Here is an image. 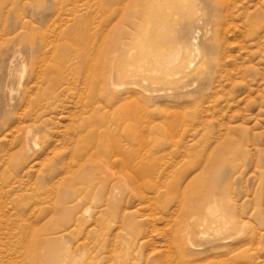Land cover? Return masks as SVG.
Segmentation results:
<instances>
[{
	"label": "rangeland",
	"instance_id": "1",
	"mask_svg": "<svg viewBox=\"0 0 264 264\" xmlns=\"http://www.w3.org/2000/svg\"><path fill=\"white\" fill-rule=\"evenodd\" d=\"M0 264H264V0H0Z\"/></svg>",
	"mask_w": 264,
	"mask_h": 264
},
{
	"label": "bare ground",
	"instance_id": "2",
	"mask_svg": "<svg viewBox=\"0 0 264 264\" xmlns=\"http://www.w3.org/2000/svg\"><path fill=\"white\" fill-rule=\"evenodd\" d=\"M177 1H184V0H177ZM185 3H188V2L185 1ZM224 4H225V3H224ZM185 5H186V4H185ZM194 34H195V33H194ZM193 39H194V38H193ZM195 46H196V45H195ZM191 47H192V46H191ZM195 48H196V47H195ZM191 49H192V48H191ZM196 52H198V51L196 50ZM129 53H131V52H129ZM193 53H194V52H193ZM114 54H115V53H114ZM116 54H117V53H116ZM122 56H123V55H122ZM122 56H121V57H122ZM125 57H126V56H125ZM129 58H130V57H129ZM153 59H154V58H153ZM157 59H158V58H157ZM114 60H115L116 62H117V61H120L117 55L114 56ZM147 60H148V59H147ZM148 61H149V60H148ZM154 61H155V60H154ZM176 61H177V60H176ZM116 62H115V63H116ZM140 62H141V61H140ZM140 62H139V63H140ZM120 63H121V62H120ZM122 63H123V62H122ZM145 63H146V62H145ZM190 63H191V65H193L192 62H190ZM154 64H155V63H154ZM156 64H157V63H156ZM112 65H113V64H112ZM144 65H145V64H144ZM150 65H151V64H150ZM157 65H158V64H157ZM191 65H190V66H191ZM134 66H135V65H134ZM134 66H133V67H134ZM145 66H146V65H145ZM127 67H128V66H127ZM130 67H132V66H130ZM149 68H151V66H150ZM138 69H140V68H138ZM123 71H124V69H123ZM141 71H142V70H140V72H141ZM155 71H156V70H155ZM165 71H166V70H165ZM167 71H168V69H167ZM132 72H133V71H132ZM142 72H143V71H142ZM117 73H118V72H117ZM145 73H146V72H145ZM127 74H128V73H127ZM111 75H112V74H111ZM113 77H114V76H113ZM136 79H137V78H136ZM138 79H139V81H140L141 83H143V82L145 81V80L143 79V77H140V78L138 77ZM110 80H111V79H110ZM140 87H141V86H140ZM138 92H139V91H138ZM139 93H140V92H139ZM28 149H29V148H28ZM180 199H181V198H180ZM179 202H180V201H179ZM178 206H179V205H178ZM205 206H207V205H205ZM207 207H208V206H207ZM212 207H213V206H212ZM214 207H215V206H214ZM176 210H177V209H176ZM214 210H215V209H214ZM212 212H213V211H212ZM188 214H189V211H187V212L184 214V216H185V215H188ZM210 215H211V214H210ZM212 215H215V214L212 213ZM212 215H211V216H212ZM213 218H214V216H213ZM213 218H212V223H211V225L214 224V221H213L214 219H213ZM221 220H222V219H221ZM203 221H204V220H203ZM205 222H207V221H205ZM217 224H218V222H217ZM197 225H198V224H197ZM205 225H206V224H205ZM192 226H193V225H192ZM214 226H215V225H214ZM198 227H199V226H198ZM200 227H201V226H200ZM186 228H187V227H186ZM183 230H184V229H183ZM188 231H189V230H188ZM198 234H199V233H198ZM186 237H187V236H186ZM24 251H25V249H24Z\"/></svg>",
	"mask_w": 264,
	"mask_h": 264
}]
</instances>
